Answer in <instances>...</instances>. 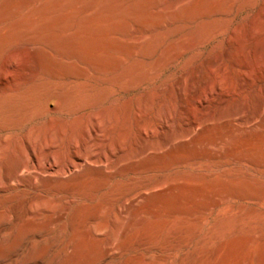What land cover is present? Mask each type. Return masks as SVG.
I'll list each match as a JSON object with an SVG mask.
<instances>
[{"label": "rangeland", "instance_id": "1", "mask_svg": "<svg viewBox=\"0 0 264 264\" xmlns=\"http://www.w3.org/2000/svg\"><path fill=\"white\" fill-rule=\"evenodd\" d=\"M158 1L0 0V65L39 59L122 78L91 80L92 100L71 118L81 133L102 113L110 139L135 136L146 151L113 181L77 180L84 195L50 212L30 214L20 191L0 195V264H264V0L209 17L227 0H192L185 16L206 14L180 24L193 40L204 27L206 35L184 53L187 43L173 42L181 33H164L174 26L164 27ZM209 59H220L218 76ZM210 86L226 91L200 105ZM21 111L6 105L0 124ZM194 111L201 124L188 132Z\"/></svg>", "mask_w": 264, "mask_h": 264}, {"label": "bare ground", "instance_id": "2", "mask_svg": "<svg viewBox=\"0 0 264 264\" xmlns=\"http://www.w3.org/2000/svg\"><path fill=\"white\" fill-rule=\"evenodd\" d=\"M240 1L227 0L221 7L206 16L230 15L234 3ZM191 2L192 0L158 1V11L163 13L165 19L164 27L174 26L164 31L167 38H173L181 33L176 39L173 38L174 44L187 43L182 53L201 43L206 35L204 31L206 29L202 26L203 29L199 28L193 40L195 33L185 31L190 25L181 26L180 24L206 14L203 8L192 11L190 16L186 17ZM241 8L242 5L238 11ZM261 16H264V7L260 11L259 17ZM259 19L262 20V18ZM230 20L225 19V22ZM259 31L261 32L260 28H255L251 34L254 35ZM150 60V64L159 61L168 65L179 59ZM207 63L209 72L217 76L221 74L219 73L222 68L220 59H209ZM150 70L152 71L153 68L151 67ZM83 71L81 73L62 72L52 68L51 64L45 65L39 59H6L0 65V109L13 102H18L22 109L19 119L17 117L15 120L0 124V195L7 196L13 190L27 195L30 214L50 212L77 201L84 195L85 190L84 188L75 189L77 180L87 181L96 178V175L112 180L122 171L124 172L128 165L138 160L143 152H146L141 150L140 143L134 139L135 136L131 139L121 134L117 138L110 139L101 112L93 116V123H84L81 133L76 132L74 121L77 118L72 119L71 113L77 107L85 108L83 106H87L92 100L90 87L93 85L90 81L118 85L122 80L120 77H114V80L108 81L98 74L93 75L91 73L93 70ZM217 86L219 88V85ZM213 87L210 86L211 89H207L208 91L202 90L200 97L198 96L200 105L214 98L215 90L217 92L218 89ZM228 91L229 94L232 92V90ZM221 93L223 94V91ZM38 104L39 107H37ZM174 108L175 106L171 110ZM193 109L195 110L194 107ZM194 112L191 117H187V120L190 117L186 124L188 132L195 130L201 124L200 116ZM56 113L65 115L58 117L55 116ZM57 129H59V135L56 133ZM154 130L155 128L151 126L142 129L141 132L144 133L143 135L149 133L152 135ZM121 199H117L116 218H121L123 204V202L120 203ZM128 199L127 197L125 200Z\"/></svg>", "mask_w": 264, "mask_h": 264}]
</instances>
